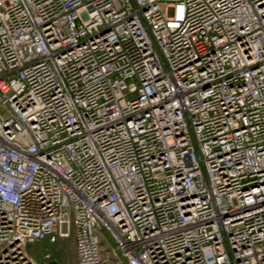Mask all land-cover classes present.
Listing matches in <instances>:
<instances>
[{"label":"built area","instance_id":"built-area-1","mask_svg":"<svg viewBox=\"0 0 264 264\" xmlns=\"http://www.w3.org/2000/svg\"><path fill=\"white\" fill-rule=\"evenodd\" d=\"M70 238L264 264V0H0V264Z\"/></svg>","mask_w":264,"mask_h":264},{"label":"rangeland","instance_id":"rangeland-1","mask_svg":"<svg viewBox=\"0 0 264 264\" xmlns=\"http://www.w3.org/2000/svg\"><path fill=\"white\" fill-rule=\"evenodd\" d=\"M169 15L173 14V10H169ZM1 113H5L1 110ZM102 244L107 250L116 249L115 242L111 239L110 235L103 231L101 236ZM45 251L52 254V258L58 260L61 264H76V256L74 250V243L72 238L65 241H61L58 244H48L47 246L41 248L40 245H30L28 246V252L30 255L34 256L35 259H39L45 253Z\"/></svg>","mask_w":264,"mask_h":264},{"label":"trees","instance_id":"trees-1","mask_svg":"<svg viewBox=\"0 0 264 264\" xmlns=\"http://www.w3.org/2000/svg\"><path fill=\"white\" fill-rule=\"evenodd\" d=\"M49 243L48 242H41V243H38L37 245H40L41 248L47 246Z\"/></svg>","mask_w":264,"mask_h":264},{"label":"water","instance_id":"water-1","mask_svg":"<svg viewBox=\"0 0 264 264\" xmlns=\"http://www.w3.org/2000/svg\"><path fill=\"white\" fill-rule=\"evenodd\" d=\"M47 264H58L56 261H50Z\"/></svg>","mask_w":264,"mask_h":264},{"label":"crops","instance_id":"crops-1","mask_svg":"<svg viewBox=\"0 0 264 264\" xmlns=\"http://www.w3.org/2000/svg\"><path fill=\"white\" fill-rule=\"evenodd\" d=\"M59 264H61L58 260H56Z\"/></svg>","mask_w":264,"mask_h":264}]
</instances>
